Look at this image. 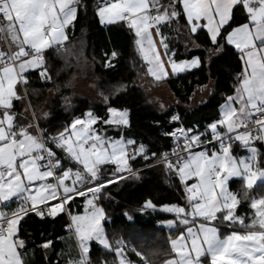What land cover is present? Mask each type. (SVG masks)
Returning a JSON list of instances; mask_svg holds the SVG:
<instances>
[{
	"label": "snow or ice",
	"instance_id": "6c2138e0",
	"mask_svg": "<svg viewBox=\"0 0 264 264\" xmlns=\"http://www.w3.org/2000/svg\"><path fill=\"white\" fill-rule=\"evenodd\" d=\"M80 6L81 0H0V39L7 45L0 47V264H27L30 245L20 234L25 217L55 219L61 213L70 218L68 231L78 249L67 264H93L91 242L114 253L112 264H154L149 255L156 253L145 254L123 238L110 239V220L100 203L111 202L110 185L140 178L130 163L137 157L162 165L186 197L185 205L159 206L174 216L166 222L170 250L162 264H264V195L253 191H264V0H101L95 12L100 24L124 22L134 32L146 75L157 82L204 63L199 56L174 59L164 29L180 19L193 35L206 30L209 58L228 46L239 56L241 70L233 94L219 106V118L203 131L180 126L164 132L173 147L159 155L149 154L134 139L109 137L94 127L101 122L130 127V110L110 106L103 92L107 119L101 121L89 110L56 134L41 126L49 114L36 116L28 100L29 77L37 73L44 83L51 82L52 56L68 64L69 30ZM237 13L243 22H237ZM117 55L111 53L106 68L114 67ZM26 100L24 111L17 112V102ZM64 103L70 107V98L64 97ZM29 111L31 120L24 114ZM169 122L182 125L179 114ZM240 150L246 155H239ZM109 165L112 173L105 176ZM233 178L242 182V194L231 190ZM77 197L84 199L82 214L71 211ZM14 199L18 206L13 209ZM242 200L250 201L251 216L238 214ZM157 208L149 199L139 211ZM124 216L133 220L128 212ZM218 225L228 228V234ZM53 246L51 240L39 245L45 259ZM129 252L138 259L132 260Z\"/></svg>",
	"mask_w": 264,
	"mask_h": 264
},
{
	"label": "trees",
	"instance_id": "16d2710c",
	"mask_svg": "<svg viewBox=\"0 0 264 264\" xmlns=\"http://www.w3.org/2000/svg\"><path fill=\"white\" fill-rule=\"evenodd\" d=\"M99 2L100 0H81L78 18L70 31L71 55L68 57V64H65L60 57H50L53 75L52 81L48 83L41 81L37 73H32L29 77L31 83L28 85L31 97L34 100H44L50 87L55 85L58 88H65L70 75L74 73L73 65L80 59L92 60L94 73L101 78L102 82L123 84V87L110 97V106L130 110V127L117 130L101 122L94 126L100 133L113 135L116 138L121 135L126 138L131 137L137 145L140 143L146 145L149 154L156 152L159 155L173 146L172 139L163 134L173 130L179 124L169 122L172 115L179 114L182 125L185 127L194 128L196 124L212 122L219 106L224 102V96L233 94L235 76L241 70V62L234 48L228 46L208 61L207 49L211 45L208 43L205 32L201 31L192 35L193 39L200 44L199 49H187V31L181 29L185 26L184 19L165 28L170 49L175 52V60L198 55L204 63L199 68L169 78L170 87L178 96V101L167 111L158 112L146 105L143 90L136 84L137 73L146 70V66L135 50L134 32L125 23L103 27L95 15ZM237 22H243L239 13H237ZM113 51L118 55L112 59L114 67L109 69L105 67V61L111 58ZM66 71H69L67 75ZM210 81L214 82V86L209 98L192 107L191 95L195 87L204 86ZM61 99V96L54 99L50 106L51 116L42 123V127L48 129L49 133L55 134L63 130V126L70 124L76 117H82L89 110L99 116L101 121L108 117L106 104L94 105L88 98H76L70 107H66ZM154 161L153 159L146 163L139 157L135 161H130L133 168H141L138 171L140 178L129 177L120 181L118 185H110L108 191L112 196L111 202L103 199L100 203L110 220L106 223L110 239L115 241L122 237L128 244L145 254L154 252L156 255H149V258L154 261V264H160L167 257L164 250L168 248L170 232L160 226L158 221L172 219L174 216L158 210L149 211L146 216L139 210L144 201L149 199L159 207L170 204L185 205L186 197L183 187L179 185L175 177H170L163 166L152 165ZM112 168L113 166L110 165L105 166V176L111 175ZM234 184H237V181H233L232 185ZM253 191L254 194L264 195V191L258 188L254 187ZM82 202L83 198L77 197L75 203L71 205V211L81 212ZM249 205L250 201L242 200L238 214L249 216L252 212ZM125 212L133 216L132 221L124 216ZM68 223L65 213L54 220L49 217L41 220L34 214L25 217L21 221L20 234L29 240V247L32 248L30 254L32 258L28 259L27 264H67L68 260L64 255L73 247L69 241H65L63 236ZM221 228V232L230 231L228 228ZM46 240H52L54 245L48 250L47 259L44 258L45 253L39 248V245ZM129 254L137 259L133 253L129 252ZM90 255L93 264H102L104 261L112 264L115 256L114 253L104 250L95 242L91 245Z\"/></svg>",
	"mask_w": 264,
	"mask_h": 264
},
{
	"label": "rangeland",
	"instance_id": "374dc122",
	"mask_svg": "<svg viewBox=\"0 0 264 264\" xmlns=\"http://www.w3.org/2000/svg\"><path fill=\"white\" fill-rule=\"evenodd\" d=\"M1 44H2L1 46L4 47V44L2 41H1ZM91 61L80 59L77 62V64L73 65V67H72V69L74 70V73L70 75V77L68 79V83L66 84L67 86L65 88H62V87L58 88L55 85L50 87L48 90L47 97L44 100H40V101L37 99L34 100L30 95V93H31L30 87H28V89H29L28 100L31 101L32 107L35 109L37 117H42L44 113H48L49 114L47 117V119H48L51 116L50 106L53 104L54 99H56L58 96L62 97L61 102L63 105L65 104L64 103V97L70 98V104L71 105L73 104L74 100H76V98H88V99L92 100V103L94 105H96V104H103L104 105L105 102H104L103 97L100 95L101 92H103L104 95H108L110 98L113 94H116V92L121 87H123V84L119 83V82H117V83H115V82H102L101 78L97 77L96 74L94 73L93 63ZM73 70H72V72H73ZM68 72L66 71L65 74L67 75ZM144 74H146V70H144L143 72L142 71L138 72L135 80L138 79L139 75L141 76ZM69 82H71L70 85H69ZM65 92H67V93H65ZM167 94H168V92L165 91V88L162 86V95H163L162 109H164V110H168L169 107L174 105L173 99L170 97V95H167ZM27 103H28V101L26 100L23 102V105L21 103L19 104L20 105V107H19L20 112L24 111V106H26ZM24 114L28 117V120L32 119L31 111L24 113ZM47 119L41 118V120H40L41 126H42V123H45L47 121ZM24 122H27V121H24ZM112 128L117 129L113 126H112ZM117 130H120V129H117ZM49 134H54V133H49ZM107 136L113 137L110 135H107ZM113 138H115V137H113ZM151 164L154 166H157V167H162V165L156 164V161H154ZM133 169L138 170V171L141 170V168H139V169L133 168ZM239 186L242 189V184H240ZM149 211L153 212L152 209H147V210L142 211V213L144 215L148 216L147 212H149ZM162 223H164V222H162ZM128 245L130 247H132L130 244H128Z\"/></svg>",
	"mask_w": 264,
	"mask_h": 264
},
{
	"label": "crops",
	"instance_id": "0c3cea01",
	"mask_svg": "<svg viewBox=\"0 0 264 264\" xmlns=\"http://www.w3.org/2000/svg\"><path fill=\"white\" fill-rule=\"evenodd\" d=\"M99 3H101V0H100V2ZM118 23H124V22H118ZM117 23V24H118ZM112 25H115V24H112ZM103 27H108V26H110V25H108V24H105V25H102ZM185 27V28H184ZM184 27H181V29H183V30H185V31H187V36H188V41H187V43H186V48L187 49H199L201 46H200V44H198L196 41H195V39H193V34H191L189 31H188V29H187V27L186 26H184ZM71 29L72 28H70V30H69V36H70V31H71ZM199 32H201V31H198V33ZM203 32H206V30H204ZM0 47H1V43H0ZM210 48V47H209ZM208 48V49H209ZM208 49H207V54H208ZM135 50H136V52H137V54H139V56H140V53H139V51H138V49H137V47L135 48ZM162 51V50H161ZM218 54V53H217ZM217 54H215V55H217ZM215 55H213L211 58H213ZM198 55H196V56H193V57H197ZM192 57V58H193ZM140 58H141V56H140ZM192 58H186V59H183V60H191ZM211 58H209V54H208V56H207V60L209 61ZM141 60H142V58H141ZM178 61V60H177ZM179 61H181V60H179ZM142 62H144L143 60H142ZM192 70V69H191ZM190 71V70H189ZM186 72V71H185ZM185 72H182V73H185ZM182 73H178V74H176V75H170L169 76V78H171V77H177L178 75H180V74H182ZM169 78L167 79V80H165V81H161V82H157V81H155L154 80V78H152V77H150V76H148V75H146V74H144V75H139L138 76V79L136 80V84L139 86V87H141V89L143 90V93H144V101H145V103H146V105H148L149 107H151L152 109H154V110H156V111H158V112H161V113H163V112H165V111H167V110H164V109H162V98H163V95H162V86L165 88V91H167L168 92V94L167 95H170V97L173 99V101H174V105L177 103V101H178V96L176 95V93H175V91L170 87V84H169ZM206 86V87H205ZM214 86V82L213 81H210L208 84H206V85H204V86H196L195 87V89H194V91H193V93H192V95H191V106L192 107H194V106H196V105H199L201 102H204V101H206L208 98H209V96H210V94H211V90H212V87ZM156 103V104H155ZM20 102H17V104H16V110H17V112H20V109H19V107H20ZM171 107H173V106H171ZM171 107H169V108H171ZM218 114H219V109H218V111H217V114L214 116V118L215 119H218L219 118V116H218ZM129 115H130V112H129ZM214 119V120H215ZM213 122V121H212ZM26 123V122H25ZM211 122H205V123H203L202 125H195V127L194 128H199V130L200 131H203L204 130V128L206 127V125H208V124H210ZM107 132V131H106ZM101 134H103V133H101ZM110 136H113V135H110ZM114 137V136H113ZM116 138V137H115ZM126 138V137H125ZM128 138H131V137H127L126 139H128ZM131 139H133V138H131ZM261 151H264V148H261L260 149ZM239 155H246V152L244 151V150H240L239 151V153H238ZM111 166V165H110ZM233 181H237V184H234V185H232V182ZM70 183V182H69ZM240 184H242V182L239 180V179H237V178H233V180L232 181H230V188H231V190L232 191H234V192H237V193H241L242 194V189L240 188ZM15 200V199H14ZM13 200V201H14ZM12 201V202H13ZM12 202H10V204H11V208H15V207H17L18 206V204L16 203L15 205L12 203ZM157 210L158 211H160L161 212V210H160V207H158L157 208ZM83 211H84V199H83V202H82V210H81V212H76V211H73V213L74 214H82L83 213ZM163 212V211H162ZM254 213V210H252V212H251V214L249 215V216H251L252 214ZM61 214H63V213H61ZM60 214V215H61ZM168 214H171V213H168ZM59 215V216H60ZM173 215V214H172ZM58 216V217H59ZM242 216V215H241ZM50 219H53V218H51V217H49ZM57 218V217H56ZM67 218H68V221H69V223L66 225V227H65V233L63 234V236L65 237V241H69L71 244H72V248H71V251L69 252V251H65L66 252V255H64V257L66 258V260H68L70 257H72V258H74V257H76L77 256V254H78V249L76 248V242H75V240L73 239V238H70V233H69V231H68V225L70 224V218H69V216L67 215ZM172 219H174V218H172ZM54 220V219H53ZM168 220H171V219H168ZM168 220H160V221H158V223H159V225L160 226H162V227H164L165 229H166V231L167 232H170L171 230L166 226V222L168 221ZM162 222H164V223H162ZM220 228L221 227H223V228H225V229H227L224 225H218ZM221 230H222V228H221ZM236 230H240V229H236ZM226 231V230H225ZM228 232L229 231H226V232H222V234H224V235H227L228 234ZM173 236H175L176 235V233H173L172 234ZM21 238H23L22 236H21ZM23 239H25L26 241H28L29 242V240L28 239H26V238H23ZM52 241V240H51ZM92 243H94V242H91V245H92ZM96 243V242H95ZM100 246V245H99ZM101 247V246H100ZM102 248V247H101ZM165 249V248H164ZM169 250H170V245H169V241H168V248H166L165 250H164V253L166 254V253H168L169 252ZM31 251H32V248H28V250H27V255L25 256V260H26V262L28 263V259H31L32 257H31ZM129 254V253H128ZM129 256H130V254H129ZM167 256V255H166ZM130 258L132 259V260H137V259H135V258H132V256H130ZM166 258H168V257H166ZM165 258V259H166ZM114 260H115V256H114ZM103 264V263H102ZM109 264V263H108ZM160 264H162V261L160 262Z\"/></svg>",
	"mask_w": 264,
	"mask_h": 264
},
{
	"label": "built area",
	"instance_id": "2783aa9c",
	"mask_svg": "<svg viewBox=\"0 0 264 264\" xmlns=\"http://www.w3.org/2000/svg\"><path fill=\"white\" fill-rule=\"evenodd\" d=\"M0 40L3 42V44H4V48H6L7 45H6L5 41H4L3 39H0ZM180 126L185 127L184 125L178 124V125H176L174 128H176V127H180ZM174 128H173V129H174ZM172 147H173V146H172ZM172 147H171V148H172ZM171 148H170L168 151H170ZM57 151H59V150H57ZM261 152H264V151H261ZM12 203L15 205V204H16L15 200H14ZM15 208H16V207H15Z\"/></svg>",
	"mask_w": 264,
	"mask_h": 264
}]
</instances>
